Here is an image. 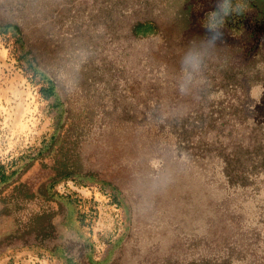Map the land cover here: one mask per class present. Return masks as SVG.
<instances>
[{
	"label": "rangeland",
	"instance_id": "1",
	"mask_svg": "<svg viewBox=\"0 0 264 264\" xmlns=\"http://www.w3.org/2000/svg\"><path fill=\"white\" fill-rule=\"evenodd\" d=\"M158 1L171 12L181 3ZM201 1L195 4L199 17L210 13L227 21L230 10L224 3L237 4ZM140 3L129 0L123 12L126 20L145 13L128 12ZM251 16L245 13L248 22ZM9 18L5 16L0 25ZM39 21L28 22L24 33L31 37L38 32ZM259 30L264 33V28ZM157 36L155 31L145 38ZM261 37L256 42L264 53V34ZM31 59L23 38L12 31L0 32V165L6 172L21 169L43 153L19 171L14 183L3 187L0 264H264V173L249 176L244 184L230 183L222 164L182 158L175 139L156 124H110L99 108L103 85L85 93L67 69L59 72L66 95L56 87L60 112L54 98L45 95L46 83L28 66L43 70ZM118 83L124 86L123 80ZM249 95L247 113L264 122L262 85H252ZM127 99L145 112V105L128 91ZM234 128L231 124L222 128L223 137L229 140ZM53 137V147L45 152ZM145 149L170 151L187 183L168 186L146 170L145 190L140 189L143 181L136 159ZM76 153L81 168L49 186L59 162L66 158L70 163ZM19 183L28 196L33 195L29 200L12 191ZM44 187L49 196L42 193ZM172 194L183 202L174 209L169 205ZM42 211L56 214L53 237L40 239L32 233L9 237L20 234Z\"/></svg>",
	"mask_w": 264,
	"mask_h": 264
},
{
	"label": "trees",
	"instance_id": "2",
	"mask_svg": "<svg viewBox=\"0 0 264 264\" xmlns=\"http://www.w3.org/2000/svg\"><path fill=\"white\" fill-rule=\"evenodd\" d=\"M193 1L181 0L171 12L161 7V1L142 0L140 7L128 12L145 13L126 20L123 12L129 0H92L91 4L83 0H4L0 20L10 16V21L0 25V32L12 31L23 38L32 62L43 70L31 63L28 66L46 83L45 95L54 98L60 112L56 87L66 95L59 72L67 69L85 93L96 84L103 85L99 108L110 124H156L160 132L175 139L179 154L194 161L220 163L227 181L244 184L249 176L264 173V122L245 107L252 85L264 89V53L256 42L264 33L254 27L237 29L220 24L224 40L211 47L207 43L211 25L198 18ZM256 1L262 5L260 9L254 5ZM230 2L224 3L226 9ZM249 4L245 13L253 10L250 19L262 21L264 0H248ZM36 18L40 20L38 32L29 37L24 33L26 24ZM155 31L157 38H145ZM186 55L199 57V69L181 64ZM122 80L124 86L118 83ZM127 91L145 105V112L127 99ZM230 124L237 131L227 140L222 128ZM62 126L63 121L60 131ZM237 135L242 139H235ZM55 139H50L45 152ZM42 154L29 159L21 169ZM79 157L76 153L70 163L66 158L60 161L49 186L80 169ZM21 169L6 172L0 165L1 199L3 187L14 183ZM23 189L19 183L12 191L29 200L33 195ZM47 189L42 193L48 195ZM54 216L55 212L46 211L35 214L20 234L9 237L23 233L40 239L53 237Z\"/></svg>",
	"mask_w": 264,
	"mask_h": 264
},
{
	"label": "water",
	"instance_id": "3",
	"mask_svg": "<svg viewBox=\"0 0 264 264\" xmlns=\"http://www.w3.org/2000/svg\"><path fill=\"white\" fill-rule=\"evenodd\" d=\"M158 150L160 152L152 151L151 149L139 151V155L136 159V161L138 160L136 168L141 171L140 176L143 181L140 185V189H142L143 191L145 190L143 188H145L144 185L148 179L146 170L148 173L154 176V179L156 181L161 180L162 182H164V184L168 186L174 184H177L178 186H183L184 183H187V180L183 173H180L175 167L176 164L173 157H171L172 155H170L171 152L165 149ZM181 157L185 158V156ZM156 164H158V167L155 166ZM182 203L183 202L181 197L172 194L169 205H171L173 209L177 208L178 205Z\"/></svg>",
	"mask_w": 264,
	"mask_h": 264
},
{
	"label": "clouds",
	"instance_id": "4",
	"mask_svg": "<svg viewBox=\"0 0 264 264\" xmlns=\"http://www.w3.org/2000/svg\"><path fill=\"white\" fill-rule=\"evenodd\" d=\"M247 7L248 0H237V4L235 6V14H243ZM231 14L232 13L230 12L229 15ZM221 23H223V21L220 15H213L211 17V27L208 30L209 34L207 40L208 45L211 47H215L218 43H222L224 40L223 29L219 27ZM181 64L191 66L195 70L199 69L201 61L198 56L186 55L181 58ZM180 92H185V87L183 85H181L180 87ZM185 159H187L186 156ZM155 166L158 167V164H156Z\"/></svg>",
	"mask_w": 264,
	"mask_h": 264
},
{
	"label": "flooded vegetation",
	"instance_id": "5",
	"mask_svg": "<svg viewBox=\"0 0 264 264\" xmlns=\"http://www.w3.org/2000/svg\"><path fill=\"white\" fill-rule=\"evenodd\" d=\"M261 1V0H259ZM196 3H198V0H194L193 1V10L195 11V13L197 14L198 18L205 24H210L211 25V17H210V13H208L205 16H201L199 17L198 13H197V9H196ZM200 3L205 4V1H201ZM256 6H259V9L261 8L262 5H260L259 3H257V1L255 2ZM251 4L248 5V7H250ZM229 7L230 12L232 13L231 15H229L228 17L230 18L229 21H227L226 19H222L223 23H221V25L230 27V28H240L242 26L247 27V28H255L258 33L261 31L259 30L260 28H264V19L260 22H256L252 20V18L249 20V22L246 20L247 18H245V11L243 14H235V6L234 7H230V4H227V8ZM247 7V8H248ZM225 8V6H224ZM226 10V8H225ZM224 12V11H223ZM207 13V12H206ZM251 13L253 14L254 11L252 10ZM251 14V15H252ZM248 22V23H247ZM252 25V26H251ZM261 33V32H260Z\"/></svg>",
	"mask_w": 264,
	"mask_h": 264
}]
</instances>
